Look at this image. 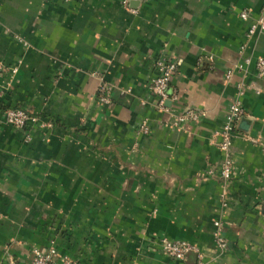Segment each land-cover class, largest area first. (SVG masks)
<instances>
[{"label": "crops", "instance_id": "crops-1", "mask_svg": "<svg viewBox=\"0 0 264 264\" xmlns=\"http://www.w3.org/2000/svg\"><path fill=\"white\" fill-rule=\"evenodd\" d=\"M263 14L264 0H0V118L22 107L46 123L31 140L0 123V264H32L51 240L78 264L197 263L168 258L161 237L203 264H264V31L246 37ZM162 56L179 64L169 111L149 89ZM236 101L226 184L208 171ZM188 109L205 114L174 124Z\"/></svg>", "mask_w": 264, "mask_h": 264}, {"label": "built area", "instance_id": "built-area-1", "mask_svg": "<svg viewBox=\"0 0 264 264\" xmlns=\"http://www.w3.org/2000/svg\"><path fill=\"white\" fill-rule=\"evenodd\" d=\"M130 0H125L127 5ZM135 11V10H134ZM240 17L243 20H249L251 12L249 10H242ZM264 31V14L255 18L249 25L246 32V37L249 40L257 32ZM251 59H244V64H250ZM156 76L152 79L149 84V89L153 95L157 98V108L160 111H169L171 108L167 105V102H175L178 100V94L171 88L172 78L179 71V64L172 59H168L165 56L158 58L155 61ZM255 66L258 72V76L264 79V56L257 57ZM12 73L17 72V68H11ZM233 74V69L227 73L228 77ZM239 93H244V86L241 84L239 87ZM112 86L105 80H102L98 87V100L103 104L112 103ZM244 108L241 101L232 103L225 116V121L220 130L216 132L219 137L217 147L223 153V158L218 165L210 168L208 174L211 176H218L223 183H229L234 178L235 163L231 153V147L233 144V136L238 128L239 121L244 115ZM204 112L196 111L194 109H188L184 114L180 115L174 121V124L178 125L180 122L187 120L196 121ZM7 123L14 128L21 130L25 133L26 139L31 140L32 136L30 130L34 124H39L41 127H45L46 123L41 121L40 118L25 108L21 107H8L4 109L0 123ZM141 128L147 131V124L143 122ZM224 197L226 190H223ZM215 224V238L221 249H226L228 242L223 235V222L216 220ZM159 246L163 254L168 258L180 261H186L191 254L197 256L196 264H203V254L200 249L190 241L186 240H172L168 237H161L159 239ZM32 264H78L76 258L61 254L56 245L55 241L51 240L47 248H34L33 250V261Z\"/></svg>", "mask_w": 264, "mask_h": 264}, {"label": "trees", "instance_id": "trees-1", "mask_svg": "<svg viewBox=\"0 0 264 264\" xmlns=\"http://www.w3.org/2000/svg\"><path fill=\"white\" fill-rule=\"evenodd\" d=\"M22 108V107H21Z\"/></svg>", "mask_w": 264, "mask_h": 264}]
</instances>
